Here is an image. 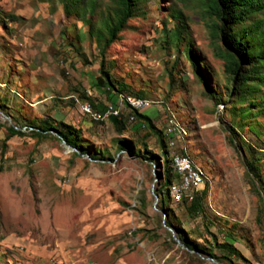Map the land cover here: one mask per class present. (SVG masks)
<instances>
[{
	"label": "rangeland",
	"instance_id": "1",
	"mask_svg": "<svg viewBox=\"0 0 264 264\" xmlns=\"http://www.w3.org/2000/svg\"><path fill=\"white\" fill-rule=\"evenodd\" d=\"M201 1L139 4L105 51L109 74L127 86L107 97L88 80L99 74L100 20L110 0H95L93 12L87 4L69 13L59 0H0V103L17 122L0 110V264H218L186 251L163 223L151 192L162 174L157 138L122 96L143 98L147 107L139 113L166 141L172 127L176 150L206 174L197 216L170 189L181 229L204 245L232 243L249 263L264 264V224L256 220L259 200L244 164L257 157L264 180V67L244 85V96L226 100L224 61ZM172 10L182 14L183 30ZM83 102L96 111L112 103L122 112V134L109 118L84 116ZM46 118L80 129L85 154L75 155L52 132L37 137L27 128ZM10 126L22 134L8 137ZM225 127L244 148L229 144ZM122 140L136 152L122 151Z\"/></svg>",
	"mask_w": 264,
	"mask_h": 264
},
{
	"label": "trees",
	"instance_id": "2",
	"mask_svg": "<svg viewBox=\"0 0 264 264\" xmlns=\"http://www.w3.org/2000/svg\"><path fill=\"white\" fill-rule=\"evenodd\" d=\"M66 13L71 10H79L82 5H87V10L92 12L96 8L95 0H59ZM143 0H110L108 12L105 18L101 19L105 35H101L100 49H99V74L95 78L88 80L89 87L102 91L110 97L112 94L121 95L127 88L124 84L116 83L115 79L109 74L106 69L105 51L117 39L120 32L124 30L128 21L136 16L139 4ZM204 7V15L211 23L209 24L212 43L218 51L217 55L224 61L223 71L228 79L229 86H227L226 100L232 101L244 96L243 87L252 80L254 73L264 67V0H202ZM182 14L179 11L172 10L170 18L177 23V28L183 30ZM175 31L176 39L180 38V30ZM99 37V35H98ZM192 52V51H191ZM188 51L189 59L193 61V57ZM195 73L201 79L203 78L206 90L211 95L208 89V81L203 77L204 72L200 70L199 66L195 64L193 67ZM203 74V75H202ZM256 78V76H254ZM207 83V84H206ZM139 95V94H138ZM81 99L89 100L83 93L80 94ZM140 98V97H137ZM143 99V98H142ZM215 105L223 104L222 99H212ZM222 100V101H221ZM127 105L126 102H122ZM90 104L94 106L91 102ZM128 106V105H127ZM129 107V106H128ZM94 109V108H93ZM105 107H102L100 112H103ZM0 110L11 118L17 124L16 117L11 113L6 112V106L0 103ZM133 115L143 121L145 127L154 134L160 148L162 162V174L160 175V182L154 189L158 197L156 207L166 216L163 220L167 227H170L175 237L184 245L186 251L198 253L218 262V264H251L243 256L239 249L232 243L223 242L217 243L216 239L208 242V245L201 244L192 239L188 233L181 229L178 220L173 215V209L168 204V197L171 196L170 189L176 183V176L173 174V163L170 153V146L166 141V135L161 130H157L152 124V120L140 114L138 111H133ZM121 116L109 117L112 124L119 134H122L124 125L121 121ZM223 124V123H222ZM224 125V124H223ZM27 128L37 137H43L49 132H54L59 136V140H63L70 148L74 149V154H85L84 141L80 129L64 123L56 122L52 119L46 118L33 125H27ZM228 132L227 140L233 147L244 148L243 141H235L231 133V128L225 127ZM8 137L21 135V131L14 129L13 126L7 128ZM120 149L129 154L136 152L135 146L127 140L119 142ZM146 148V144H144ZM146 150V149H145ZM138 152V151H137ZM151 157H154L152 152L146 151ZM146 153V154H147ZM182 156L187 155L180 152ZM92 159H96L92 157ZM146 160L152 161V158ZM157 165L155 161H152ZM259 159L257 157L245 161V168L248 176L254 184V190L259 200V207L257 209L256 220L258 223L264 224V180L259 168ZM175 181V182H174ZM256 182V183H255ZM206 183V182H205ZM206 195V187L198 191L192 201H182L186 205V213L191 216H197L204 211L203 197ZM172 198V197H171ZM208 224H212L207 221ZM224 237L231 238L229 232H222Z\"/></svg>",
	"mask_w": 264,
	"mask_h": 264
},
{
	"label": "built area",
	"instance_id": "3",
	"mask_svg": "<svg viewBox=\"0 0 264 264\" xmlns=\"http://www.w3.org/2000/svg\"><path fill=\"white\" fill-rule=\"evenodd\" d=\"M147 106L144 104H137L136 101L130 105L131 113L133 111H140L145 109ZM81 113L95 121H103L108 118V115H115L116 117L122 114L121 111H117L116 107L109 103L105 106L103 112L96 111L93 109L89 102H83L80 105ZM130 120H134V116H130ZM168 136V146H170V153L174 157L173 172L176 176V194L175 202H182L184 200L190 202L195 197L196 193L201 189L200 183L197 182L193 175L188 174V166L183 165V159L180 152L176 150V139L173 138L177 136L174 134L173 128H169L167 133Z\"/></svg>",
	"mask_w": 264,
	"mask_h": 264
},
{
	"label": "bare ground",
	"instance_id": "4",
	"mask_svg": "<svg viewBox=\"0 0 264 264\" xmlns=\"http://www.w3.org/2000/svg\"><path fill=\"white\" fill-rule=\"evenodd\" d=\"M121 101L126 102L127 105L129 106V108H130V105H132L135 101L137 104H144V102H145V100H143L141 98H131L128 96L127 97L122 96ZM116 109H117V111H119L118 108H116ZM111 116L116 117L115 115H108V118ZM182 159H183V165L188 166V174L193 175L196 178L197 182L200 183V185H202L207 179L204 171L202 169L196 167L194 164H192L191 160L187 156H182ZM172 163L174 166V157H172ZM172 190L176 194V184H174L172 186Z\"/></svg>",
	"mask_w": 264,
	"mask_h": 264
},
{
	"label": "water",
	"instance_id": "5",
	"mask_svg": "<svg viewBox=\"0 0 264 264\" xmlns=\"http://www.w3.org/2000/svg\"><path fill=\"white\" fill-rule=\"evenodd\" d=\"M5 118H6L7 120L10 121V118H9L8 116H5ZM52 133H54V132H52ZM54 134H55V133H54ZM57 137L59 138V136H57ZM61 141H62V143L65 144V142H64L63 140H61ZM65 145H66V147H68L69 149H71V150L74 151L73 148H70L67 144H65ZM155 181H156V179L154 180V182H155ZM151 192H152L153 197L155 198L154 205H157L158 197H157V195H156L155 192H154V185H152ZM165 216H166V213H163V220H164ZM163 223H164V222H163ZM165 226H166V225H165ZM166 228L168 229V231H169L170 233H172L174 240H175V241H176L181 247L185 248L184 245H183V244H182V243H181V242L175 237V233H174V231H173L170 227H167V226H166Z\"/></svg>",
	"mask_w": 264,
	"mask_h": 264
}]
</instances>
